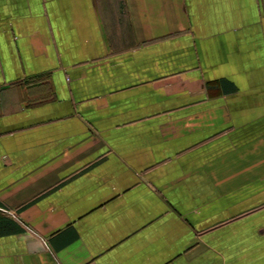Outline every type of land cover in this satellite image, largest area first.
<instances>
[{"label":"crops","instance_id":"crops-1","mask_svg":"<svg viewBox=\"0 0 264 264\" xmlns=\"http://www.w3.org/2000/svg\"><path fill=\"white\" fill-rule=\"evenodd\" d=\"M0 264H264V0H0Z\"/></svg>","mask_w":264,"mask_h":264}]
</instances>
